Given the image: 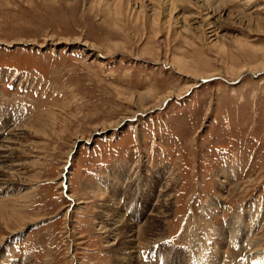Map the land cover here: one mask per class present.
<instances>
[{"label": "rangeland", "instance_id": "rangeland-1", "mask_svg": "<svg viewBox=\"0 0 264 264\" xmlns=\"http://www.w3.org/2000/svg\"><path fill=\"white\" fill-rule=\"evenodd\" d=\"M262 65L264 0H0V264H264Z\"/></svg>", "mask_w": 264, "mask_h": 264}, {"label": "bare ground", "instance_id": "bare-ground-1", "mask_svg": "<svg viewBox=\"0 0 264 264\" xmlns=\"http://www.w3.org/2000/svg\"><path fill=\"white\" fill-rule=\"evenodd\" d=\"M247 71H248V73H251V75H255V74L259 73V72H263L264 71V66L263 65L262 66H258L256 68H253L252 70L251 69H248ZM240 72H241V70H240ZM16 128L17 127H9L8 129L6 128L5 131H3L4 133L2 132V135H3V134H6V132L9 130L8 133H7V135H6V137L5 138L4 137L1 138L2 136L0 137L1 138L0 139L1 140L0 141V143H1L0 144V190L7 189L8 188L7 185L9 183H11L12 180H13V177L16 176V175H14V173H12L11 170L14 169V167H18V166H14V165L7 164L10 161V160L8 161V159H11L10 158L11 153L14 152V151H16V150H18L20 148V146H21L20 145V141H14V140H16L18 136L20 137L24 133L23 132L24 130L21 129V128H19L20 130H18ZM19 140H20V138H19ZM17 172H19L18 169H17L16 173ZM163 200L165 202L168 201L166 199H163ZM166 204H167V202H166ZM115 207H117V206H115ZM110 213H111V216H112V212H110ZM122 213L123 212H119L118 213V210H116L117 218L115 220L112 218V223H109V224L106 223L105 224L106 225V229L105 230L102 229V230H104L103 233L104 234H107V236L109 238L110 237H115L117 235L118 236L119 235H123L124 236L123 242H122L123 243V246L120 249H118V250L121 251L122 253H126L127 252L126 254H127L128 257L127 256L126 257L127 258H131V256H133V249H135L137 247L136 244L140 241L138 239V236H140V235H138L139 233L136 232L135 227H132L131 224H129V223L126 224L127 221H132V220L125 219L126 217L124 218L123 215H122ZM107 219H108V213H106L103 216V218L101 219L100 222L101 223H105L107 221ZM133 221H132V224H134ZM124 224H126L125 227H124ZM127 260H125V261H127ZM125 263H128V261L125 262Z\"/></svg>", "mask_w": 264, "mask_h": 264}, {"label": "crops", "instance_id": "crops-1", "mask_svg": "<svg viewBox=\"0 0 264 264\" xmlns=\"http://www.w3.org/2000/svg\"><path fill=\"white\" fill-rule=\"evenodd\" d=\"M4 258H5V257H3V259H2L0 262H3V263H5V261H4ZM7 262H9V261H7Z\"/></svg>", "mask_w": 264, "mask_h": 264}]
</instances>
